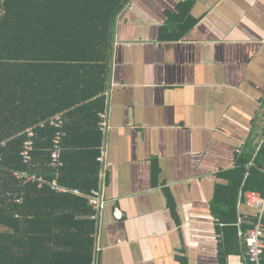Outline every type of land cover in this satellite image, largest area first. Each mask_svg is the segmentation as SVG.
I'll use <instances>...</instances> for the list:
<instances>
[{
  "label": "crops",
  "instance_id": "crops-1",
  "mask_svg": "<svg viewBox=\"0 0 264 264\" xmlns=\"http://www.w3.org/2000/svg\"><path fill=\"white\" fill-rule=\"evenodd\" d=\"M181 1L131 0L116 19L93 264H219L215 188L264 143V0H194L195 25L161 41Z\"/></svg>",
  "mask_w": 264,
  "mask_h": 264
},
{
  "label": "trees",
  "instance_id": "trees-1",
  "mask_svg": "<svg viewBox=\"0 0 264 264\" xmlns=\"http://www.w3.org/2000/svg\"><path fill=\"white\" fill-rule=\"evenodd\" d=\"M131 0H0V264H93L95 225L84 197L24 183L13 170L51 179L54 129L37 125L63 113L66 136L58 183L89 193L98 187L103 136L98 114L106 110L115 22ZM194 0L166 11L161 41L176 40L197 22ZM35 127L31 159L20 157L25 130ZM239 155L212 199L219 264L241 252L239 199L264 193V143L254 157ZM253 218L250 219V222ZM248 224H243L246 229ZM181 264H184L183 259Z\"/></svg>",
  "mask_w": 264,
  "mask_h": 264
},
{
  "label": "built area",
  "instance_id": "built-area-1",
  "mask_svg": "<svg viewBox=\"0 0 264 264\" xmlns=\"http://www.w3.org/2000/svg\"><path fill=\"white\" fill-rule=\"evenodd\" d=\"M98 130L103 136V141L100 146V155L96 160L100 163V173L98 187L92 189L89 193H84L76 188H68L58 183L60 174V168L63 166L62 152H63V139L66 136L64 129V117L63 113H57L47 120L41 121L37 127L43 128L45 126L54 129V132L50 139V162L49 165L52 168L51 179L44 178L41 174L36 172H29L26 170H13L12 175L14 178L27 182H37L38 186L48 185L51 190L60 193H72L87 200L88 205L92 209V213L89 215V219L94 222L95 233L93 235L94 240L96 237V230L99 226L100 216L105 208L106 200L104 199L103 190L105 187V136L109 129L108 123V111L107 109L98 114ZM26 139L23 141L20 150V157L24 163H28L31 159V152L34 149V138L36 136L35 127H30L25 130ZM1 162V158H0ZM250 166H255V162L251 161ZM2 165L0 164V170ZM261 171L264 173V164L261 167ZM1 185V178H0ZM244 199L246 205L253 207L255 213L253 219L250 222L251 226L246 229H242L240 222L238 221L237 235L240 240L241 254L246 264H264V193L256 190H248L244 193ZM97 245H94L93 252L97 251Z\"/></svg>",
  "mask_w": 264,
  "mask_h": 264
},
{
  "label": "rangeland",
  "instance_id": "rangeland-1",
  "mask_svg": "<svg viewBox=\"0 0 264 264\" xmlns=\"http://www.w3.org/2000/svg\"><path fill=\"white\" fill-rule=\"evenodd\" d=\"M242 212H248V213L254 214L255 209L245 204V205H242Z\"/></svg>",
  "mask_w": 264,
  "mask_h": 264
}]
</instances>
